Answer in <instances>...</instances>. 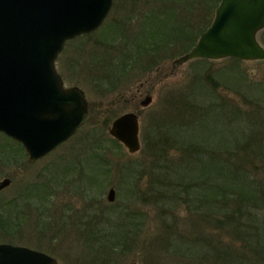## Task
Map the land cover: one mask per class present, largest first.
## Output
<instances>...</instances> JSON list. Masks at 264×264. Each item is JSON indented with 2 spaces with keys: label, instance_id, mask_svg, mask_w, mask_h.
<instances>
[{
  "label": "rangeland",
  "instance_id": "rangeland-1",
  "mask_svg": "<svg viewBox=\"0 0 264 264\" xmlns=\"http://www.w3.org/2000/svg\"><path fill=\"white\" fill-rule=\"evenodd\" d=\"M206 2H209V8L203 7L200 0H180L181 9H169V12L179 15L178 19L182 20L179 24L172 21L171 17L164 20L165 17L160 16L166 0H114L99 28L65 43L55 59L56 69L65 86L76 85L83 89L90 117L67 141L33 163L28 161L24 149H20L0 132V181L5 177L10 178L7 187L0 189V242L41 250L56 258L58 264H195L199 260L191 257L190 253H186L184 260L181 255L173 254V245L180 242L177 239L171 244L173 247L169 246L172 249H160L162 236L166 234L162 229L164 218L158 216L166 206H172L170 204L173 202L171 200L163 206L162 202L156 204L152 200L153 195L162 191V186L157 182L148 185L153 176L150 173L151 167L156 168L153 170L157 173L160 168L152 150L146 146V129L152 127L154 117L162 118L164 115L169 119L179 118L185 122L192 119L199 123L195 129H199L204 119L209 124L205 129L209 138L228 128L238 132L244 129L243 132L248 133L253 124L248 125V119L243 121V116L247 113L254 114L257 111L256 114H259L262 111L261 115L264 117V60L191 59L180 66L173 64L175 58L195 44H190L193 36L198 38L201 34H191L194 23L195 28L199 27L195 30L197 32L204 25H210L217 5L214 6L216 0H202V3ZM152 14L158 15L162 22L153 28L157 34L162 32L159 43H163L165 36L172 34L174 27L179 25L185 33L181 38L182 43L169 41V47L161 44V48H157L154 53V43L152 38L146 37L149 28L144 21L152 18ZM121 19H130V30L126 28L129 33H139L143 37L133 42L137 46H132L130 41H122L121 34L115 28ZM168 22L173 25L168 26ZM258 39L264 46V28L258 33ZM145 44L151 48L150 53L143 51L142 46ZM128 51L130 54L124 56ZM103 56H107L103 64L108 67L101 68L99 62ZM123 65L124 70L121 67ZM146 94H151L153 100L150 105L142 107L140 100ZM222 106L231 107V110L232 106L238 107L241 114L237 120L229 122L225 129L218 124L219 127L212 130V117L214 120L220 117L218 111H221ZM258 106L260 109L255 110ZM129 111L136 112L140 122L141 147L135 153H129L108 132L113 119ZM223 115L228 117L227 120L224 118V122H228L230 114ZM263 123L264 121L260 125L261 129ZM212 141L209 140L214 143ZM97 142L102 145L99 150L101 161L94 155L96 158L91 160L81 150L84 145H88L89 149L93 148L96 152ZM229 148L232 149L230 145L219 147L216 153L219 157L215 158L224 163L228 160V168L230 161H233L227 152ZM178 154L181 152L171 150V156L168 157L175 162V167L180 162ZM72 161L76 163L74 171L69 170L66 174L61 172ZM49 176L54 178L53 184L49 182ZM44 183L48 188L41 192L38 186ZM28 185H35L38 190L35 192L39 194L26 197L24 187ZM110 188L115 190L112 202L106 198ZM40 193L49 196L43 198ZM147 194L152 195L148 198ZM5 202L8 203L7 206ZM100 211H107L109 219L92 221L93 232L86 235L80 233L81 223L93 220L94 216L101 214H97ZM121 212L130 217L134 229L135 222H141V229L132 238L128 239L131 233L129 229L128 233L126 231V238H122L120 234L118 238L112 236L111 232H114L116 224L114 222H118L116 216L120 219L123 217ZM191 212L192 208L178 202L173 215L169 213V218L165 217L166 223L177 234L180 233L182 240L194 237L197 233L196 214ZM261 215L264 219V208ZM122 221H125L124 217ZM86 226L88 229L89 226ZM61 227L62 231L59 230ZM97 234V240H93L92 236ZM213 234L214 240L219 239L216 247L227 251L225 253L230 261L229 251L240 248L242 243L234 239L229 229L223 232L215 230ZM120 239L119 244L117 241ZM89 244L94 247L104 245V250H101L104 255L99 254L98 259L91 256L86 250ZM164 244L163 246L168 245L166 240ZM99 260L103 261L99 263ZM233 262L264 264L261 261L253 262L252 259L242 261V258Z\"/></svg>",
  "mask_w": 264,
  "mask_h": 264
},
{
  "label": "water",
  "instance_id": "water-1",
  "mask_svg": "<svg viewBox=\"0 0 264 264\" xmlns=\"http://www.w3.org/2000/svg\"><path fill=\"white\" fill-rule=\"evenodd\" d=\"M113 0H0V132L19 142L35 162L68 140L90 117L79 86H64L55 59L66 40L96 30ZM264 28V0H220L210 25L195 44L173 60H264L258 33ZM148 94L140 100L146 107ZM139 116L125 112L108 132L129 153L140 149ZM10 183L0 181V189ZM115 190L106 198L112 202ZM0 264H58L25 245L0 242ZM129 264H137L130 262Z\"/></svg>",
  "mask_w": 264,
  "mask_h": 264
},
{
  "label": "trees",
  "instance_id": "trees-1",
  "mask_svg": "<svg viewBox=\"0 0 264 264\" xmlns=\"http://www.w3.org/2000/svg\"><path fill=\"white\" fill-rule=\"evenodd\" d=\"M200 2L203 7L209 8V2L202 3V0H200ZM217 2L218 0H216L214 6L217 5ZM179 3L180 0H166L165 4L168 5L162 4L163 11H160V13L163 14L160 16L165 17L164 20L171 17L172 21L181 24L182 20L178 19L179 15L169 12V9L171 10L173 7L174 9L172 10L181 9ZM205 4L207 6H205ZM158 18V15L156 16V14H152V18L144 20L147 22V28H149V32H147L149 34L146 37L152 38L154 43L152 49L154 50V53L156 52V49L161 48L162 45L169 47V41L182 43L181 41L183 40L181 38L185 35L183 28L179 25L174 27V32L172 34L165 36L166 40L163 43H159L158 41L162 32L157 34L156 30L153 29L158 24L162 23ZM121 20L116 24L115 28L121 34L120 37L122 41H130L132 46H137L133 42H137L143 37H140L139 33L132 35V32L129 33V31L126 30V28L130 30V19H128L129 21L124 19ZM169 24L171 23L168 22V26ZM195 25L196 23H194V27H191V30H193L191 34L193 35L196 33H202L203 28H207L208 26L204 25L197 32L195 30H198L199 27L195 28ZM193 37L192 41H190L191 46L195 43L197 38L195 36ZM128 38L130 40H128ZM142 47L143 51H149V49H151L146 44ZM128 54H130V51H128L127 54L124 53V56ZM100 59L101 62L99 63L101 68H104V66L108 67V65L103 64V62L107 60V56H103ZM201 60L206 61V59ZM142 62L143 60L141 63ZM122 64L123 63H120V65ZM121 67L122 70L125 69L124 65ZM259 92L261 91L259 90ZM173 103L176 102L173 101ZM230 108L228 106H222L221 111H218L220 117L215 120L214 117H212V130L215 129V127H219L218 124L225 129L229 122L237 120L239 114H241V110H239L238 107L234 108L233 106V110ZM259 109L258 106L255 110ZM261 112L256 114L257 111H254V114L247 113L243 116L244 122L248 119L250 121L248 125L253 124V126H250L251 128L248 133L246 132L245 134L243 132L244 129L238 132L237 130L234 131L233 129L230 130L228 128V130H221L220 134H212V137L209 138H207L209 134L205 133L208 132L205 129L209 124H207V121H204V119L202 120L203 122L201 121L199 129H195V127L199 126V123H195L192 119H188L185 122L179 118L169 119L165 115L162 118L154 117L155 120L151 123L152 127L149 126L150 128L148 127V129H146L145 143L147 148L152 150L154 157H156V164L158 168H160V172L157 173L153 170L156 168L151 167L152 172L150 173L153 176L152 180L148 182V185H152V182H157V184H161L162 186V191H158V194L152 196L154 198L152 200H154L156 204L162 202V205L164 206L171 200L173 202V204H170L172 206H166V209L161 211L160 216H158L164 218L162 229L166 234L162 236L160 249L166 248L169 250L172 249L169 246H174V250L172 251L173 254L181 255L184 260V257H187L186 253H190L191 257L199 259L195 264H237L236 262H233V260L239 258H242V261L252 259L253 262H264V219L261 218V212L264 208L263 206L261 209L262 205H264V123L262 124L263 128H260L261 123L264 121V117L261 115ZM225 113L231 115H229L228 122H224V118L226 120L228 118L223 115ZM203 126L204 128L202 129ZM6 138L14 142L23 150L20 143L11 138ZM210 139L213 140L212 142L214 143L209 142ZM209 144L212 145L210 146ZM223 145H230L232 148H229V151L227 150L228 154L232 156L231 158L233 159V161H230V168H228L227 165L228 160L224 163L223 161H217L215 159L216 157H219L218 155L216 156L218 148ZM87 146L88 145H84L81 148L82 152H84L91 160L97 157V159L101 161L102 159L99 150L102 149V145L100 142L96 143V152L93 151V148L89 149ZM171 150L181 152V154H178L180 157L178 167H175V162L170 161V158H168L171 156ZM160 159L161 162L159 163L158 161ZM75 167L76 163L72 161L64 166L61 172L66 174L69 170L74 171L73 169H75ZM82 168L83 167L81 166L80 169ZM48 180L52 183L54 178L49 176ZM38 187L41 192H45L48 188L46 183L41 184V186L39 185ZM24 189L26 197L39 194L38 192H35V190H37L35 185L25 186ZM151 195L147 194L146 197L149 198ZM41 196L46 198L49 194H41ZM176 202L185 203L187 207L192 208V212L196 214L194 215L191 212L196 218L195 229L197 233L194 237L182 240L183 237L180 233L177 234L175 230L166 223L167 218L165 217L169 218V213L173 215L174 210H176ZM97 214H99V216H94L93 220L90 219L88 222L81 223V226H79L81 230L80 233H85V235L86 233H92V221L98 219L97 222H102L109 219L107 211H100ZM117 214L118 213L116 212V215ZM125 215H123L125 221H122L123 217L120 219L116 216L118 222H114L116 223L113 228L114 232H111L113 237L118 238V235L120 234L122 238H126V231L128 233L129 229L131 230L130 237H128L129 239L133 237V234L136 235L137 231L141 229V222H138L137 220L134 229L130 217ZM86 225L89 226L88 229L86 228ZM62 229L63 227L59 230L62 231ZM226 229H229L230 234L234 239L242 243L240 248L229 251L228 255H230V261L225 253L227 251H221L216 247V243L219 239H213V231L216 230L223 232ZM98 236L99 234L94 235V237L92 236V239L97 240ZM86 239L88 240V238ZM121 239L117 241L119 244ZM176 239L180 242L172 246L171 244H173ZM165 240L167 241V246H163ZM89 245L90 246H87L86 250L91 256L94 258L97 257L98 259L99 254L104 255L101 253V250H104V245H97L98 247H94V245L91 244ZM99 261V263H101L103 260Z\"/></svg>",
  "mask_w": 264,
  "mask_h": 264
},
{
  "label": "flooded vegetation",
  "instance_id": "flooded-vegetation-1",
  "mask_svg": "<svg viewBox=\"0 0 264 264\" xmlns=\"http://www.w3.org/2000/svg\"><path fill=\"white\" fill-rule=\"evenodd\" d=\"M146 95H148V94H146ZM146 95H145V96H146ZM6 187H7V186H6ZM6 187H4V188H6ZM4 188H2V189H4ZM5 204H6V206L8 205V203H6V202H5ZM5 204H4V205H5Z\"/></svg>",
  "mask_w": 264,
  "mask_h": 264
}]
</instances>
